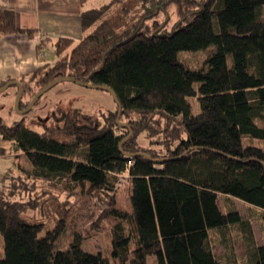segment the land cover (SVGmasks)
<instances>
[{
	"label": "trees",
	"instance_id": "obj_1",
	"mask_svg": "<svg viewBox=\"0 0 264 264\" xmlns=\"http://www.w3.org/2000/svg\"><path fill=\"white\" fill-rule=\"evenodd\" d=\"M116 1L83 11L84 36L55 40V63L0 83L35 81L34 96L70 77L116 96V109L103 116L71 106L62 123H42L41 131L24 119L9 125L0 117V136L26 154L31 162L26 176L32 178L13 175L0 190V264H149L150 254L158 264H241L227 242L231 225L244 234L247 264H264V244L256 243L250 220L218 203L220 195L242 199L262 209L264 220V146L246 142L264 140V125L256 122L264 116V0H125L108 16ZM170 3L177 4L179 15L172 31H161L158 20L145 31L144 18ZM130 12L139 14L138 21H119ZM35 30L18 27L13 10H0V32L31 36ZM211 44L216 49L200 67L179 57L182 50ZM28 105L20 97L18 106ZM143 132L163 148L141 144ZM35 181L68 192L58 202L56 225L45 234L44 222L24 216L37 205L30 196L37 191ZM126 182L129 206L122 207L118 193ZM79 187L85 194L77 204L70 198ZM93 196L99 226L110 229L109 253L82 246L79 221ZM69 223L76 224L74 236L58 247ZM216 228L224 258L210 237Z\"/></svg>",
	"mask_w": 264,
	"mask_h": 264
},
{
	"label": "rangeland",
	"instance_id": "obj_2",
	"mask_svg": "<svg viewBox=\"0 0 264 264\" xmlns=\"http://www.w3.org/2000/svg\"><path fill=\"white\" fill-rule=\"evenodd\" d=\"M111 0H87V5L100 6ZM125 0H117L114 5L109 9L107 15H112L115 11L120 8V3ZM150 4V0L146 2ZM145 9L144 7H142ZM264 13V8H263ZM114 15V14H113ZM139 14L130 12L127 16L125 15L119 21L126 22V24H132L136 20L138 21ZM145 26L143 29L147 32L153 30V22L158 20L162 25L159 27L161 31L171 32L175 23L179 19L178 7L176 3H170L167 10H160L156 14L149 15L144 18ZM216 49L215 44L209 45L207 48L200 50H182L179 52L180 59L191 67H200L205 59L214 52ZM229 63H232V55H228ZM32 88L35 87V81L23 86L21 93V101H28L30 103L33 96H30ZM18 87L14 84L10 85L7 89L0 92V117L6 124H13L15 121L24 119L25 123L31 128L41 131L44 129L42 123H48L51 126H55L56 123L60 122L62 113L68 110L71 106L81 107L83 110L93 113L97 116H103L102 113H107L108 110L116 109V100L113 94L105 88H97L90 85L81 84L74 80L60 81L53 87L45 91L37 103H34L33 107L25 113L20 112L15 105ZM193 103V111L197 112L199 106L196 97L191 98ZM26 108V107H24ZM23 109V107H19ZM256 122L260 125H264V116L256 119ZM62 123V122H60ZM141 144L145 146H151L154 149L163 148L159 142H151L152 139L148 137L146 132H143L138 137ZM246 142H253L257 145L264 146V140L254 138L250 140L246 138ZM5 147V154H0V190L6 188L13 175L21 174L26 176L27 170L31 169V162L24 152L16 151L13 143L10 140H5L0 136V147ZM30 178L29 180H31ZM118 180L125 181L124 177L118 176ZM37 182V191H31L33 197H37L38 201L34 209H29L24 213V216L30 221H42L45 226L41 234H45L50 228H53L58 219L59 214L56 210L59 201H64L67 198V191L62 189L60 186H55L48 182L35 181ZM36 187V186H35ZM46 191V192H44ZM27 192V190H26ZM45 194L41 196V194ZM84 190L81 187L77 188L72 197V202L78 204L83 199ZM129 194V183L126 182L123 187L119 190V204L122 207L129 206L128 200ZM25 198L28 195L25 194ZM96 196L92 197V202L87 203L83 206L82 211L84 218L79 221L78 231L82 232L83 242L82 246L85 250L96 252L103 251L109 253L112 248L110 229H101L99 222L100 208L95 201ZM71 201H69L71 204ZM218 203L223 211L234 206L241 215L249 219L253 228L256 243L264 244V220L262 218V209L256 207L242 199L230 198L226 195H220ZM89 217H91L89 219ZM76 224L69 223L67 228L60 234L56 240L58 247L67 241H71L74 232L73 228ZM64 235V236H63ZM63 236V237H61ZM210 237L213 243L214 251L217 256L224 258L226 248L223 244V235L219 228L212 229L210 231ZM226 238L229 244H233L236 254L241 264H247V249L244 239V234L238 225H231L226 231ZM65 240V241H64ZM0 251L3 254L2 243L0 239ZM149 264H158L157 256L150 254L147 257Z\"/></svg>",
	"mask_w": 264,
	"mask_h": 264
},
{
	"label": "crops",
	"instance_id": "obj_3",
	"mask_svg": "<svg viewBox=\"0 0 264 264\" xmlns=\"http://www.w3.org/2000/svg\"><path fill=\"white\" fill-rule=\"evenodd\" d=\"M92 7L96 6L87 5V0H0V10L14 11L18 27L36 29L31 36L0 32V83L55 63L54 41L80 40L85 33L82 13Z\"/></svg>",
	"mask_w": 264,
	"mask_h": 264
},
{
	"label": "water",
	"instance_id": "obj_4",
	"mask_svg": "<svg viewBox=\"0 0 264 264\" xmlns=\"http://www.w3.org/2000/svg\"><path fill=\"white\" fill-rule=\"evenodd\" d=\"M69 78H70V77H64L63 79H66V80H67V79H69ZM59 81H60V79L55 80V81L51 82L50 84L44 86V87L41 88L40 90H38V91L36 92V94L32 97V99H31L29 105H28L26 108H23L22 110L19 109V106H18V104H19V100H20V97H21V93H22V89H23V85H22V82H21V81H19V80H10V81L6 82L4 85H2V86L0 87V92H2V91H4L5 89H7L11 84H16V85L18 86V91H17V96H16V102H15V105H16V108H17L20 112L25 113V112H28V111L33 107V105H34V103H35V101H36V99H37L38 96H40V95H41L43 92H45L48 88L52 87L54 84H56V83L59 82ZM77 82H79V83H81V84H85V82H83V81H77ZM113 96H114V98H116L115 95H113Z\"/></svg>",
	"mask_w": 264,
	"mask_h": 264
}]
</instances>
